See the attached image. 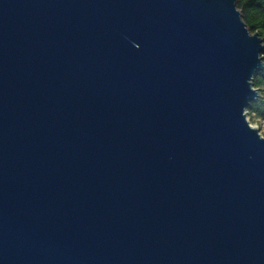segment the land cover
Listing matches in <instances>:
<instances>
[{"label": "water", "instance_id": "water-1", "mask_svg": "<svg viewBox=\"0 0 264 264\" xmlns=\"http://www.w3.org/2000/svg\"><path fill=\"white\" fill-rule=\"evenodd\" d=\"M263 70L239 0H0V264H264Z\"/></svg>", "mask_w": 264, "mask_h": 264}, {"label": "trees", "instance_id": "trees-1", "mask_svg": "<svg viewBox=\"0 0 264 264\" xmlns=\"http://www.w3.org/2000/svg\"><path fill=\"white\" fill-rule=\"evenodd\" d=\"M239 7L252 32H258L264 38V0H239ZM255 86L260 89L261 97L252 105L250 113L264 120V70L255 79Z\"/></svg>", "mask_w": 264, "mask_h": 264}, {"label": "rangeland", "instance_id": "rangeland-1", "mask_svg": "<svg viewBox=\"0 0 264 264\" xmlns=\"http://www.w3.org/2000/svg\"><path fill=\"white\" fill-rule=\"evenodd\" d=\"M249 119L254 126L260 127L264 135V120L255 113H249Z\"/></svg>", "mask_w": 264, "mask_h": 264}]
</instances>
